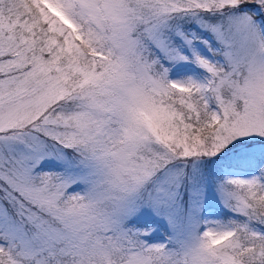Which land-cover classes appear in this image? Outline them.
<instances>
[{
	"label": "snow or ice",
	"instance_id": "1",
	"mask_svg": "<svg viewBox=\"0 0 264 264\" xmlns=\"http://www.w3.org/2000/svg\"><path fill=\"white\" fill-rule=\"evenodd\" d=\"M0 264H264V0H0Z\"/></svg>",
	"mask_w": 264,
	"mask_h": 264
}]
</instances>
